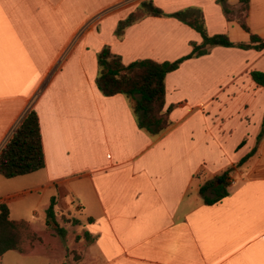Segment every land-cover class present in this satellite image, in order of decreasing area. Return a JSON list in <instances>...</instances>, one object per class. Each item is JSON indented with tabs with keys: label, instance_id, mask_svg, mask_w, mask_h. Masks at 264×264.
<instances>
[{
	"label": "crops",
	"instance_id": "crops-1",
	"mask_svg": "<svg viewBox=\"0 0 264 264\" xmlns=\"http://www.w3.org/2000/svg\"><path fill=\"white\" fill-rule=\"evenodd\" d=\"M144 2L166 15L200 13L209 36L249 40L238 0H0V149L35 110L44 167L31 175L41 172L55 210L87 230L73 264H264V87L250 76L264 73V49L215 46L183 61L165 77L170 126L153 135L129 98L97 89L96 54L107 46L124 64L172 62L201 38L172 16H145L117 38L118 22ZM102 22L106 37L88 42ZM245 23L264 40V0H249ZM52 67L28 105L31 69ZM28 175L10 179L23 185ZM221 175L227 195L205 203L214 190L200 189ZM44 246L7 251L0 264H66Z\"/></svg>",
	"mask_w": 264,
	"mask_h": 264
},
{
	"label": "trees",
	"instance_id": "trees-1",
	"mask_svg": "<svg viewBox=\"0 0 264 264\" xmlns=\"http://www.w3.org/2000/svg\"><path fill=\"white\" fill-rule=\"evenodd\" d=\"M248 2L249 0H238L236 17L242 30L249 35L247 43H233L225 34L209 36L200 13L190 14L187 11H179L166 15L150 3H142L138 9L118 22L114 31L117 38L123 35L128 26L145 16H172L196 31L201 38L200 44H192L191 51L175 61L161 63L144 59L124 64L119 56L112 54L105 47L97 56V89L104 96L121 94L129 98L133 102L138 127L153 135L162 133L170 126L168 118L170 109L165 108V77L168 73L178 69L185 60L207 54L211 47H236L257 51L264 49V40L250 33L245 23ZM224 13L227 20L232 19L230 10L224 8ZM250 76L258 86L264 87V73L253 71ZM262 134H264V121L259 136ZM43 167L44 152L39 119L36 111L30 109L0 149V175L10 179L34 173ZM219 180L220 184L213 182L200 189L202 196L208 187L214 190V198L207 199L204 196L205 203L218 202L227 195L224 175H221ZM55 212V198L51 197L46 209L45 225L52 227L59 236H63L65 231L58 227ZM36 240L39 238L30 228L29 222L10 219L7 205L0 202V258L7 251L27 254L33 249Z\"/></svg>",
	"mask_w": 264,
	"mask_h": 264
},
{
	"label": "rangeland",
	"instance_id": "rangeland-1",
	"mask_svg": "<svg viewBox=\"0 0 264 264\" xmlns=\"http://www.w3.org/2000/svg\"><path fill=\"white\" fill-rule=\"evenodd\" d=\"M103 34L101 36H89L88 42L94 43L98 38L104 39V33L107 31V26L102 22ZM83 32V29H82ZM95 32H99L98 29ZM75 40V38H74ZM73 39L70 42H75ZM69 45L68 47H70ZM108 48L107 46L102 47ZM88 51H93L94 47H86ZM101 49V50H102ZM101 50L96 54L97 56ZM63 55V54H62ZM61 55V56H62ZM60 56V58H61ZM53 68V67H52ZM50 68L46 71L44 68H32V84L27 85L26 96L29 98L28 105L34 103L38 99L43 87L46 85V77L49 76L55 68ZM97 77V74H96ZM45 82V83H43ZM39 174H30L24 176L25 184L13 179L0 178V197L4 198L11 209V215L16 219H23L31 222L33 228H30L39 238L33 243V247L38 242H43L45 249L49 250V257L52 262H64L73 264L76 261V255L85 245L83 234L87 231L83 224H77L76 220L63 212L56 211L55 221L61 229L65 231L63 236H59L52 227L45 225L46 209L50 203V199L55 195L56 191L53 186L47 187ZM1 177V176H0ZM228 180V179H227ZM81 238V242H79Z\"/></svg>",
	"mask_w": 264,
	"mask_h": 264
}]
</instances>
